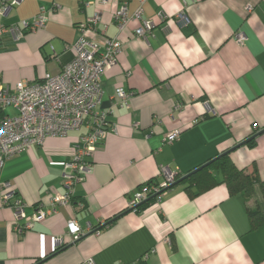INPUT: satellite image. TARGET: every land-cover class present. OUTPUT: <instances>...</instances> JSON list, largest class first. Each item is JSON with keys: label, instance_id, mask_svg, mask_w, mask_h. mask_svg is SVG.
Returning <instances> with one entry per match:
<instances>
[{"label": "crops", "instance_id": "0c3cea01", "mask_svg": "<svg viewBox=\"0 0 264 264\" xmlns=\"http://www.w3.org/2000/svg\"><path fill=\"white\" fill-rule=\"evenodd\" d=\"M123 3L129 16L139 7L137 0H20L0 15L6 26L46 15L42 28L17 42L1 38L0 85L10 88L58 74L73 58L77 26L95 13L98 29L121 44L116 65L104 69L96 109L116 132L93 152L70 203L15 231L17 200L32 217L65 194L64 165L85 128L47 137L1 169L0 264H264V223L251 229L247 215L254 201L229 195L223 184L200 191L186 180L226 151L237 168H255L264 180V0H146L142 18L153 27L145 38L135 36L137 20L122 30L114 23ZM117 88L131 93L126 104L113 99ZM174 131L179 139L163 143ZM252 136L250 146L238 147ZM163 170L178 181L152 204L130 209L150 181L164 182ZM2 184L14 192L7 205ZM70 219L84 234L76 242Z\"/></svg>", "mask_w": 264, "mask_h": 264}, {"label": "built area", "instance_id": "2783aa9c", "mask_svg": "<svg viewBox=\"0 0 264 264\" xmlns=\"http://www.w3.org/2000/svg\"><path fill=\"white\" fill-rule=\"evenodd\" d=\"M137 1L139 7L131 16L128 15L126 4L123 3L115 11L113 20L119 30H122L130 20L139 21L135 36L145 38L151 31L153 23L142 18V4L146 0ZM19 2L20 0H1L0 15H3L8 7L16 6ZM177 19L180 25L186 26L189 23L184 14H178ZM45 22L46 15L44 11H40L32 19L17 24L6 26L0 23V41L4 34H10L14 41H18L23 38L24 33L42 28ZM100 22V15L95 13L92 18L77 26L78 39L72 46L73 58L58 74L52 76L46 74L41 81L36 82L20 81L13 88L0 85V171L8 159L27 151L32 145L41 144L47 137H63L71 131L86 129L79 144L74 147L70 160L64 165L62 185L65 194L51 197L48 208L39 209L32 217L25 215L20 201L17 200L13 204L15 231L18 234H23L35 222L54 213L56 206H67L70 203L74 187L82 183L91 172L90 158L93 152L109 132H116L115 128L107 123L106 115L96 112V109L103 97L104 69L116 65L121 44L115 38H107L104 31L98 29ZM244 39L241 34L236 35L238 43L242 44ZM51 51L52 56L56 57L53 48ZM130 96L131 93L117 88L113 99L123 105ZM7 109H11L13 115L7 113ZM179 136V132H171L165 136L163 143L171 144L178 140ZM163 174L162 184L157 186L150 184L138 191L128 207L135 209L148 198V194L159 199L161 190L170 187L176 181L174 174L164 170ZM1 186L6 190L2 201L7 205L14 192L8 190V184ZM18 221H21V225ZM67 233L71 242H76L84 236L74 219L68 220ZM56 242L60 245L62 243L61 239ZM80 264H94V261L88 258Z\"/></svg>", "mask_w": 264, "mask_h": 264}, {"label": "trees", "instance_id": "16d2710c", "mask_svg": "<svg viewBox=\"0 0 264 264\" xmlns=\"http://www.w3.org/2000/svg\"><path fill=\"white\" fill-rule=\"evenodd\" d=\"M12 39L13 38L11 37L13 44L15 41ZM252 142L253 140H249L240 146H250ZM230 153V151H226L217 155L216 158L209 160L200 166L195 172L189 174L186 177V180L191 182V184L193 183L200 191L214 185L223 184L229 195H240L246 203L254 201L252 205L247 207V215L250 228L255 229L264 223V180L259 178L258 172L255 168L249 173L244 168H237L229 157ZM209 169L212 170L214 175L211 174V176L208 174ZM216 176L219 180H216ZM177 178L175 182L178 181ZM150 184L157 186L156 183L151 181L148 185ZM164 190L165 189L161 191ZM155 199L156 196L148 194V198L140 203V205L136 207V210L143 209L149 204H152ZM108 224L110 223H106V225Z\"/></svg>", "mask_w": 264, "mask_h": 264}, {"label": "water", "instance_id": "95a60500", "mask_svg": "<svg viewBox=\"0 0 264 264\" xmlns=\"http://www.w3.org/2000/svg\"><path fill=\"white\" fill-rule=\"evenodd\" d=\"M253 138V136L251 137V138H249L248 140H246V141H249V140H251ZM243 143H245V142H243ZM243 143H241L240 145H242ZM240 145H238V146H240Z\"/></svg>", "mask_w": 264, "mask_h": 264}, {"label": "rangeland", "instance_id": "374dc122", "mask_svg": "<svg viewBox=\"0 0 264 264\" xmlns=\"http://www.w3.org/2000/svg\"><path fill=\"white\" fill-rule=\"evenodd\" d=\"M11 115H13V113L11 112Z\"/></svg>", "mask_w": 264, "mask_h": 264}]
</instances>
